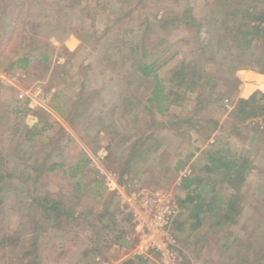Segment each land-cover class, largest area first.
I'll use <instances>...</instances> for the list:
<instances>
[{
    "label": "rangeland",
    "instance_id": "rangeland-1",
    "mask_svg": "<svg viewBox=\"0 0 264 264\" xmlns=\"http://www.w3.org/2000/svg\"><path fill=\"white\" fill-rule=\"evenodd\" d=\"M231 1L242 7L250 0ZM226 3L0 0V171L12 177L1 184L0 237L22 240L0 244V264H75L90 238L99 250L93 264L151 257L146 209L156 198L169 201L181 227L168 228L171 242L175 229L174 257L153 253L154 264H264V114L231 117L238 99L264 96L261 45L238 53L218 47L220 25L229 22ZM182 16L186 21L178 20ZM126 39L142 44L148 60L164 63L157 70L164 86L181 62L194 70L190 87L174 90L161 113L145 102L152 80L124 59ZM40 53L46 60L35 58ZM23 58L30 61L25 69L10 68ZM58 105L63 118L50 109ZM39 109L52 119L38 122ZM46 123L52 128L43 129ZM34 126L25 143L26 127ZM217 149L247 159L239 190L222 183L224 169L211 175L202 169L205 154ZM53 164L57 168L47 172ZM191 172L208 179L207 197L215 188V209L201 215L196 230L190 208L175 207L186 195L180 179ZM230 195L238 196L233 222L223 219L221 205L216 209V196L226 203ZM61 196L71 207L72 217L61 224L68 236L60 237L48 220L36 231L41 200ZM35 238L39 262L21 260L18 251Z\"/></svg>",
    "mask_w": 264,
    "mask_h": 264
},
{
    "label": "trees",
    "instance_id": "trees-1",
    "mask_svg": "<svg viewBox=\"0 0 264 264\" xmlns=\"http://www.w3.org/2000/svg\"><path fill=\"white\" fill-rule=\"evenodd\" d=\"M226 2H228L226 3L228 7L226 5H222V6L227 10L225 15L227 18H229L228 20L229 22L225 21L220 25V32H218V47L222 48V50H227V51L231 49L238 53V51H241L243 49L251 48L254 42L259 41L261 45V51L259 53V61H258L261 63V69L259 73L264 75V6L260 8L259 3L261 2H259V0H250L249 3L242 5V7L244 8L238 5H232L231 0H226ZM230 5L231 8H229ZM178 20L180 22H184L186 21V18L185 16H182L181 18H178ZM128 33L126 31L125 35ZM124 45L128 51L127 56H125L124 58L126 59V62L132 60L136 66V72L138 76H141L143 79H151L154 84L152 89L148 92L147 95L148 97L146 98L145 102L147 105L150 106L152 105L153 109L156 110V112L161 113L162 109L163 108L165 109L164 107L165 103L174 94V90L177 89L179 90L180 88H183L184 86H188V85L190 87V85L193 83L192 82L193 78L189 80L188 76H189V72L190 74L194 73V70H192L189 66H187V63L181 62L171 73V78L167 80L168 81L167 86H164V84L161 82V80L157 75V70L161 66H163L164 63L157 65V59L148 60V53L144 50V46L142 44L133 43L131 40L127 41L126 39L124 41ZM140 51H144L142 55L139 54ZM230 54L232 57L235 56L232 55V53ZM40 56H42L44 59L46 58L44 53H40L39 55H36L35 58H39ZM29 62L30 61L28 58L19 59L14 64H12L10 68L25 69L29 64ZM196 80L198 82L199 78L195 79L194 82H196ZM204 82L206 83V85L209 84V79H207ZM57 97L58 96L55 95L53 96V99L55 100L57 99ZM263 98L264 96L260 100H256L254 98L247 100L238 99L233 107V111L231 112V117H238V118L240 117L241 120H247L251 118H256L258 116H262L264 114V106L260 105V103L262 102ZM170 102L172 104H178L175 101V99L171 100ZM60 106L59 105L54 107L52 106L50 109L56 115L63 118L64 112L61 111L63 106L62 105ZM38 112L39 114L38 113L34 114L35 117L38 119V122H42V117L44 116L48 117L49 119H52V116L46 111L39 109ZM186 120H190V119L187 118ZM201 124L202 123H199V125ZM36 127L37 126H34L32 128L26 127V131L23 134V138H24L23 141L24 142L26 141L25 143L31 141L30 138L31 136L34 135V130L36 129ZM46 128L47 129L52 128V124L46 123L45 128L43 129ZM60 131L63 132L62 130ZM192 156L193 155H189V158H191ZM139 158L141 159V157ZM204 163L205 164L202 166V169L204 170L205 173H207V175H211L213 172L217 173V171L224 169L225 172L223 173L222 176V183L227 184L228 186L233 187L236 190H239V186H237L238 179L244 175L243 173L246 171L247 168L246 167L247 159L244 156L233 157L228 155L227 150L217 149L216 151L207 152L205 154ZM182 165L183 164H179L177 166L178 171L182 167ZM57 166L58 165L53 164L48 168L47 172H51V171L53 172L57 168ZM124 174L125 171L122 170L121 176H123ZM9 178L12 177L8 174L6 169H2L0 171V190H1V184L4 182V180ZM206 181L204 179V176L195 174V172L187 173L183 175L180 179L181 189L183 191H186V195H185V199L180 202V205L179 206L176 205L175 207L176 209L178 207L183 208V206L185 207L187 206L190 208L189 211L190 214L188 216V219L191 220L190 225L194 230H196L201 224V215L211 214L215 209L213 204L215 200V196L213 195L215 193V188L212 187L210 189L211 196L207 197V194H205V192L207 191H205L204 189L205 187L203 185V183ZM240 182L242 183L241 179ZM76 187L77 189L81 188L79 184H77ZM207 187L209 188V186ZM38 199L39 198L36 197L35 201L39 205ZM60 199L57 200L56 197H54L53 199L50 198L49 200L48 199L41 200L42 205L39 207L42 208L43 219L35 227L36 231H38L41 226H44V224H46V221L48 220L50 222L56 223V225L55 226L53 225L52 228L55 231H57L58 234L60 233L59 234L60 237H63L65 235L68 236L64 228L61 227V224L63 223L62 221H65L67 219V217L68 218L72 217V215L69 214L71 207L67 205L66 198L64 199L63 196H61ZM218 199L219 198H217L216 196V209L218 205H221L222 209H224L223 219L229 222H233L235 220L236 215L239 213V210L237 208L238 196L230 195L226 203H223L221 200L218 201ZM173 212L171 217H169V221H168V228L170 227L169 229L171 230L175 226L178 228V225L181 227V225L177 223L175 219V214ZM100 218H102V216H100ZM17 235L14 237L8 235L1 236L0 244L2 246H6L8 241H12L13 238L16 239L17 241H22L20 238H17L18 237ZM123 235H124L123 232L122 235L119 234V236L116 239V243L120 244V242L123 240L122 238ZM171 237H172V242L170 246L172 248V251H176L175 229ZM90 239L88 240L89 244H86L85 247L80 251V254L78 255L79 258H77L75 264H88V261L86 260H89V264L94 263V256L99 253V250L92 247L94 242H92V240ZM36 242L37 241L35 238L32 247L23 248L22 249L23 251L21 252L18 251V254L21 255V260L26 259L28 262L31 258H34V260H38L39 262L40 259L37 256L33 255V251H37ZM52 242L55 246L56 243L58 246L59 243H61L57 240L55 243V239ZM30 248L32 249V251L30 250ZM222 248L225 247L222 246ZM153 253L159 254L156 251H150L151 257L152 255H154ZM151 257L130 258L121 264H154L151 260ZM33 264H35V262H33ZM236 264L239 263L236 262Z\"/></svg>",
    "mask_w": 264,
    "mask_h": 264
},
{
    "label": "built area",
    "instance_id": "built-area-1",
    "mask_svg": "<svg viewBox=\"0 0 264 264\" xmlns=\"http://www.w3.org/2000/svg\"><path fill=\"white\" fill-rule=\"evenodd\" d=\"M171 214V205L168 200L163 198H156L152 203V208L146 209V215L151 217V221L145 224L147 227L151 224L149 230L153 232V236H148L149 240L146 241L148 247H145L146 251H156L163 256L174 257L170 248L171 239L168 234V221Z\"/></svg>",
    "mask_w": 264,
    "mask_h": 264
}]
</instances>
